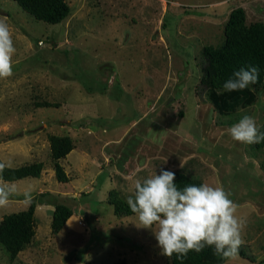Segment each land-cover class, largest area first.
I'll use <instances>...</instances> for the list:
<instances>
[{
	"label": "rangeland",
	"instance_id": "obj_1",
	"mask_svg": "<svg viewBox=\"0 0 264 264\" xmlns=\"http://www.w3.org/2000/svg\"><path fill=\"white\" fill-rule=\"evenodd\" d=\"M66 1L70 13L51 24L0 0L16 47L14 74L0 79V163H43L38 178L8 181L17 194L0 220L27 209L30 193L35 234L14 259L0 244V264H168L153 231L108 203L110 190L127 202L136 180L161 170L230 193L243 222L239 250L250 259L223 264H264V146L227 132L245 115L262 130L264 81L251 103L219 113L202 54L223 42L232 8H244L247 24L264 23V0ZM51 135L74 143L60 159L66 183L54 176ZM55 203L75 218L53 234Z\"/></svg>",
	"mask_w": 264,
	"mask_h": 264
},
{
	"label": "clouds",
	"instance_id": "obj_2",
	"mask_svg": "<svg viewBox=\"0 0 264 264\" xmlns=\"http://www.w3.org/2000/svg\"><path fill=\"white\" fill-rule=\"evenodd\" d=\"M16 53L13 31L6 18H0V79L13 76V57ZM259 79L257 67L241 68L224 82L228 92L242 91L255 85ZM231 139L241 144L264 142L253 116L245 115L227 129ZM6 163H0V208L6 207L17 192L14 184L3 179ZM175 173L170 170L154 172L136 180L134 194L127 199L131 213L140 227L151 229L169 259L187 257L190 251L200 253L205 247L214 254L231 261L238 257L243 243V222L237 216L238 205L222 186L207 183L187 185L178 189ZM31 194H24V203L31 202Z\"/></svg>",
	"mask_w": 264,
	"mask_h": 264
},
{
	"label": "trees",
	"instance_id": "obj_3",
	"mask_svg": "<svg viewBox=\"0 0 264 264\" xmlns=\"http://www.w3.org/2000/svg\"><path fill=\"white\" fill-rule=\"evenodd\" d=\"M17 5L36 20L55 24L61 22L70 13V6L66 0H13ZM207 64L203 68L204 78L209 85L208 98L219 113L231 114L238 107L251 103L264 81V23L256 21L247 24L243 7L232 8L228 14L224 27V40L219 46L206 45L202 49ZM257 67L259 79L255 85L242 91L228 92L223 84L233 73L241 68ZM42 106H57V103L40 102ZM264 132V126L261 130ZM264 146V142L256 144ZM50 155L53 161L55 178L62 183L69 181V176L60 163L73 148L74 143L68 136L51 135L49 137ZM43 170L41 161L29 164L6 167L3 172L5 181H16L25 177L38 178ZM175 173V184L178 189L187 185L202 184L200 179L191 177L180 171ZM135 188V187H134ZM108 203L113 206L115 215H133L127 202L118 196L116 190L109 191ZM37 205L31 199L27 209L3 215L0 220V244L4 247L11 259H14L35 234L34 212ZM73 210L64 203H55L51 215V233H58L66 221L71 217ZM238 254L250 259L245 252L239 250ZM169 259V258H168ZM226 260L214 254V249L205 247L200 253L190 251L186 258L178 260L174 254L168 264H223ZM115 264H125L118 261Z\"/></svg>",
	"mask_w": 264,
	"mask_h": 264
},
{
	"label": "crops",
	"instance_id": "obj_4",
	"mask_svg": "<svg viewBox=\"0 0 264 264\" xmlns=\"http://www.w3.org/2000/svg\"><path fill=\"white\" fill-rule=\"evenodd\" d=\"M71 217H74L75 218V216L74 215H72ZM67 222V224H68V220L66 221ZM68 226H71L70 224H68Z\"/></svg>",
	"mask_w": 264,
	"mask_h": 264
},
{
	"label": "water",
	"instance_id": "obj_5",
	"mask_svg": "<svg viewBox=\"0 0 264 264\" xmlns=\"http://www.w3.org/2000/svg\"><path fill=\"white\" fill-rule=\"evenodd\" d=\"M80 212H81V213H84V211H83V210H81Z\"/></svg>",
	"mask_w": 264,
	"mask_h": 264
},
{
	"label": "built area",
	"instance_id": "obj_6",
	"mask_svg": "<svg viewBox=\"0 0 264 264\" xmlns=\"http://www.w3.org/2000/svg\"><path fill=\"white\" fill-rule=\"evenodd\" d=\"M82 221V220H81ZM81 221H79V222H81ZM82 223V222H81Z\"/></svg>",
	"mask_w": 264,
	"mask_h": 264
}]
</instances>
